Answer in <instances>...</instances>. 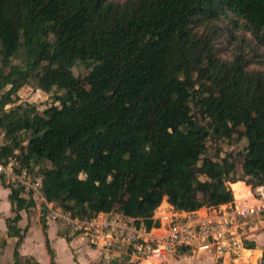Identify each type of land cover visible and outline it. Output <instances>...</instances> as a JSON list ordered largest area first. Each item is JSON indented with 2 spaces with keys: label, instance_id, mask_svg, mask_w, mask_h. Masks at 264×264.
<instances>
[{
  "label": "trees",
  "instance_id": "obj_1",
  "mask_svg": "<svg viewBox=\"0 0 264 264\" xmlns=\"http://www.w3.org/2000/svg\"><path fill=\"white\" fill-rule=\"evenodd\" d=\"M25 85L53 103H18ZM238 132L246 145L223 153ZM2 134L0 159L41 165L47 199L80 218L115 211L150 228L164 200L193 212L232 202L231 183L264 186V0H0ZM10 199L12 264H37L19 253L36 202L16 186Z\"/></svg>",
  "mask_w": 264,
  "mask_h": 264
},
{
  "label": "built area",
  "instance_id": "obj_2",
  "mask_svg": "<svg viewBox=\"0 0 264 264\" xmlns=\"http://www.w3.org/2000/svg\"><path fill=\"white\" fill-rule=\"evenodd\" d=\"M19 152L16 150L15 154ZM0 184L22 188L25 195L32 197L42 208L48 220L108 251L124 250L131 254L136 264H166L169 258H179L190 251L215 250L218 257H223L231 242L240 238L238 220L264 210V186L249 187V194L237 197L231 183L232 202L211 207L201 214L199 211L176 210L164 200L155 211L154 224L148 228L138 225L136 218L115 211L99 212L88 219L73 216L47 199L42 174L35 167L22 168L17 157H11L7 162L0 159Z\"/></svg>",
  "mask_w": 264,
  "mask_h": 264
},
{
  "label": "crops",
  "instance_id": "obj_3",
  "mask_svg": "<svg viewBox=\"0 0 264 264\" xmlns=\"http://www.w3.org/2000/svg\"><path fill=\"white\" fill-rule=\"evenodd\" d=\"M10 193L11 188L0 184V264H12L15 260L17 237L8 235L7 224V219L15 215ZM210 208L205 206L197 211L205 214ZM41 213L42 210L38 205L21 211L19 227L27 229L19 247L23 261L31 258L37 264H53V261L57 264H111L116 260L115 257L119 258L127 254L124 250L108 251L91 244L84 236L65 231L61 224L48 219L45 230ZM67 235L70 239H67ZM245 235L239 229V243L237 240L232 241L223 257H218L215 250L190 251L179 258H169L166 264H238L239 261L241 264H259L264 252V229L251 227L250 232ZM4 240L6 245L2 247L1 243ZM244 240L254 241L256 248H245ZM48 243L54 251V258L49 252Z\"/></svg>",
  "mask_w": 264,
  "mask_h": 264
},
{
  "label": "rangeland",
  "instance_id": "obj_4",
  "mask_svg": "<svg viewBox=\"0 0 264 264\" xmlns=\"http://www.w3.org/2000/svg\"><path fill=\"white\" fill-rule=\"evenodd\" d=\"M229 39H230V36L222 39L221 44L224 46L227 45L229 43L228 42ZM238 46H239V40L238 41L232 40L229 44V50H230V48H232V50H233L234 48H236ZM231 51L229 53H231ZM23 60H24V56H23V54H21L18 58L14 59L13 63L14 64H22ZM74 72L77 75H80V74L86 75L88 71L84 65L78 64L74 67ZM18 97H19L18 103H34L37 105V107L39 109H44L45 107L51 105L54 101L53 93H48V92H45L41 89H37L32 85L23 86L18 92ZM4 141H5L4 136L2 134L0 136V142L3 143ZM245 145H246V139H242L240 132H238L237 139L233 140V142H231V143L230 142H224L220 146L223 149V153H224V151H228V150H232V151L236 152V151L242 149ZM212 151L214 152V150H212ZM40 168H41V165L35 166V170L38 173H40ZM246 185L248 187L252 188V186L248 185L247 183H246ZM248 194H249V191H248ZM241 195H244V194H241ZM241 195L237 194V197H240ZM238 221L240 224L239 229H241V231H243L244 235H245V233L247 234L248 232H250L251 227L252 228L261 227L262 229H264V213H258L252 217H249L246 219H239ZM63 227L65 228V231H68V232L70 231L65 226H63ZM238 241L239 240H237V242ZM238 264H241V261H239Z\"/></svg>",
  "mask_w": 264,
  "mask_h": 264
},
{
  "label": "bare ground",
  "instance_id": "obj_5",
  "mask_svg": "<svg viewBox=\"0 0 264 264\" xmlns=\"http://www.w3.org/2000/svg\"><path fill=\"white\" fill-rule=\"evenodd\" d=\"M239 182H242V181H239ZM238 183V182H237ZM234 184H236V183H234ZM234 184H233V186H234ZM246 184V183H245ZM247 186V185H246ZM248 187V186H247ZM249 188V187H248ZM235 189V188H234ZM236 190V189H235ZM238 194V192L236 191V195ZM246 194H248V193H246Z\"/></svg>",
  "mask_w": 264,
  "mask_h": 264
}]
</instances>
